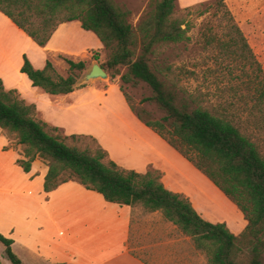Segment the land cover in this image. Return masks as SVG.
<instances>
[{"label":"trees","instance_id":"trees-1","mask_svg":"<svg viewBox=\"0 0 264 264\" xmlns=\"http://www.w3.org/2000/svg\"><path fill=\"white\" fill-rule=\"evenodd\" d=\"M178 0H150L149 10L136 26L129 22L130 9L120 8L113 0H0V10L23 29L38 45L46 46L59 25L79 20L81 27L97 35L109 51L107 63L111 83L117 84L137 117L164 138L202 171L243 212L248 223L238 235L225 223L203 218L184 193L174 192L162 182V172L150 168L138 172L120 166L91 135L95 149H81L65 142L59 128L36 117V104L21 98L16 89H6L0 78V128L22 147L18 164L26 171L40 159L48 166L44 190L50 192L62 183L75 180L100 192L107 201L142 207L147 212L161 211L163 216L190 236L210 264H264V152L255 138L243 130V123L229 114L225 105L206 103L202 93L182 88L179 93L160 77L165 68L152 62L157 48L187 42L190 25L175 15ZM227 48L252 67L254 103L251 111L264 113V67L243 30L227 8ZM185 25V27L183 26ZM98 52L95 56L99 59ZM68 76H62L51 59L37 69L25 56L21 68L34 86L52 95H66L76 86L79 71L86 61L64 57ZM127 70L122 73L120 67ZM123 83H147L153 100L165 112L162 118H145L135 109ZM4 256L12 264H24L14 252V240L0 232Z\"/></svg>","mask_w":264,"mask_h":264},{"label":"rangeland","instance_id":"rangeland-1","mask_svg":"<svg viewBox=\"0 0 264 264\" xmlns=\"http://www.w3.org/2000/svg\"><path fill=\"white\" fill-rule=\"evenodd\" d=\"M113 1L120 8L132 11L129 22L134 26L149 10L150 0ZM224 3L264 67V0H224ZM175 9V15L184 18L190 25V40L157 48L152 62L165 68V73L160 74V77L179 93L180 98L182 88H185L191 92L202 93L208 104L228 107L229 114L243 123V130L259 141L264 152V113L257 109L251 111L254 103V92L250 89L252 67L248 62L236 59L227 48L225 7L217 0H178ZM91 34L94 33L74 28L71 34L73 41L86 46L72 49L73 53L66 56L61 53L52 56L54 66L61 75L69 74V65L64 57L86 61V67L79 71V77L95 60L107 63L109 51L103 46L96 47L99 39ZM99 44L102 45L101 42ZM97 52L99 59L95 58ZM33 62L32 64L39 66L37 59ZM120 70L124 73L127 68L121 66ZM117 82L123 86L135 109L145 118L159 119L165 115L156 102L146 100L153 95L147 83L138 81L126 84L119 77ZM110 84V77L98 79L85 84L76 94L70 96L74 103L84 102L81 107L68 110L65 106L70 102H65L47 108L51 114L59 111L58 120L63 124V130L58 127V132L66 136L65 142L81 149H95L96 143L91 138L70 136L85 135L81 132H94L96 135H90L97 140L99 137V144L109 153L110 158L124 168L145 172L149 162L154 167L170 166L172 172L180 177L177 182L178 185L181 184L182 191L200 201L205 219L226 222L232 232H241L243 229L240 222L245 221V216L238 206L158 133L137 118L134 121L138 124L133 122L130 117L133 113L118 87L109 89L106 93L102 92ZM41 105L46 108L45 102ZM9 136L15 140L13 136ZM4 251L5 246L0 242V264L1 256L4 257V264H12L4 256ZM182 264H210L206 256L196 248L191 237L183 233Z\"/></svg>","mask_w":264,"mask_h":264},{"label":"crops","instance_id":"crops-1","mask_svg":"<svg viewBox=\"0 0 264 264\" xmlns=\"http://www.w3.org/2000/svg\"><path fill=\"white\" fill-rule=\"evenodd\" d=\"M74 28L83 29L79 20L60 24L47 45L40 46L0 10V78L5 88L16 89L21 98L36 104L39 120L62 130L59 111L51 114L47 108L65 102H70L65 106L68 110L81 107L84 102L74 103L70 96L82 87L66 95H52L34 86L21 68L25 56L32 63L37 59L39 66L33 65L41 69L48 57L52 60L57 53L66 56L73 53L72 49L84 48L86 45L73 41ZM99 42L100 39L96 47L102 48ZM114 87L119 88L111 83L102 92ZM42 102L46 103V108ZM128 106L133 122L134 118L140 120ZM21 147L0 128V231L14 240L12 248L24 264H182V232L161 211L147 212L139 206L107 201L100 192L75 180L46 192L48 166L36 159L31 171L26 172L17 162ZM147 166V170L152 167L160 170L165 187L188 196L203 217L200 201L182 191L177 182L180 177L170 166L154 167L150 162ZM244 220L240 222L243 230L248 223L246 218ZM3 258L1 256L2 264Z\"/></svg>","mask_w":264,"mask_h":264},{"label":"water","instance_id":"water-1","mask_svg":"<svg viewBox=\"0 0 264 264\" xmlns=\"http://www.w3.org/2000/svg\"><path fill=\"white\" fill-rule=\"evenodd\" d=\"M98 79H109V73L97 60H95L85 73L78 78L76 86L90 84Z\"/></svg>","mask_w":264,"mask_h":264}]
</instances>
